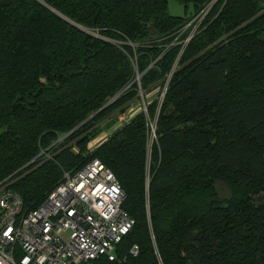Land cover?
<instances>
[{
	"label": "trees",
	"instance_id": "trees-1",
	"mask_svg": "<svg viewBox=\"0 0 264 264\" xmlns=\"http://www.w3.org/2000/svg\"><path fill=\"white\" fill-rule=\"evenodd\" d=\"M176 1L0 0V182L35 208L97 157L135 220L82 264H264V0ZM169 74L152 148L139 112L87 150Z\"/></svg>",
	"mask_w": 264,
	"mask_h": 264
},
{
	"label": "built area",
	"instance_id": "built-area-1",
	"mask_svg": "<svg viewBox=\"0 0 264 264\" xmlns=\"http://www.w3.org/2000/svg\"><path fill=\"white\" fill-rule=\"evenodd\" d=\"M210 8L211 5L196 18L184 45L195 35ZM170 77L171 74L159 86L163 88L160 102ZM142 94L143 91L140 97ZM143 102L139 112L149 117V104ZM160 109L161 104L157 115ZM135 115H120L118 120L124 124ZM157 115L154 120L149 117L150 138H156ZM98 145L89 150H96ZM42 155L49 158L48 150L41 151L36 159ZM6 180L0 182V264H82L101 256L116 260L118 244L135 224L123 208L126 196L116 174L100 158L64 171L57 186L35 208H26L22 196ZM139 250L134 244L129 254L136 256Z\"/></svg>",
	"mask_w": 264,
	"mask_h": 264
},
{
	"label": "rangeland",
	"instance_id": "rangeland-1",
	"mask_svg": "<svg viewBox=\"0 0 264 264\" xmlns=\"http://www.w3.org/2000/svg\"><path fill=\"white\" fill-rule=\"evenodd\" d=\"M189 11H193V6H190L189 8ZM169 12L172 14V15H184L185 13V7L183 4H181L180 2L176 1V0H170V3H169ZM192 33V31H191ZM141 78V72L138 70L137 68V72H136V78L135 80H140ZM163 89V88H162ZM162 89L161 87H152V88H148L146 92H144V94H142V96L138 99V100H135L131 103L130 107L127 109V112L126 114L128 115V117L130 115H134V114H137V112L143 110V106H144V102L145 101L146 103H150L154 100L160 102V97H161V94H162ZM163 103H164V99L161 100L160 104H161V107L163 106ZM160 104L158 103V107L160 106ZM125 115V114H123ZM120 116V115H119ZM119 116H118V119H119ZM117 117H116V121L119 123V124H123L120 122V120H118ZM111 128V127H110ZM108 128V130L110 129ZM107 128L106 130H104L102 133L99 134V138L97 141H94L91 140L88 145H87V150H89V148L95 146V145H98L99 142H101L102 140H107L105 139L107 136L109 137V134L110 132H107L108 131ZM97 138V137H96ZM154 137L153 135H151V138H150V148H152V142L154 141ZM101 144V143H100ZM99 144V145H100ZM152 144V145H151ZM98 145V146H99ZM54 146V145H52ZM48 149H43L41 150L42 152L45 151L47 152ZM79 148L78 146H74V151L75 152H79ZM90 151V150H89ZM48 154H49V158H44V159H52L51 158V155H50V152L48 151Z\"/></svg>",
	"mask_w": 264,
	"mask_h": 264
},
{
	"label": "crops",
	"instance_id": "crops-1",
	"mask_svg": "<svg viewBox=\"0 0 264 264\" xmlns=\"http://www.w3.org/2000/svg\"><path fill=\"white\" fill-rule=\"evenodd\" d=\"M122 126V124H119L117 121L114 125H112V127L107 131V132H110L109 135H111L113 132H115L117 129H119L120 127ZM104 131V130H103ZM102 131V132H103Z\"/></svg>",
	"mask_w": 264,
	"mask_h": 264
},
{
	"label": "water",
	"instance_id": "water-1",
	"mask_svg": "<svg viewBox=\"0 0 264 264\" xmlns=\"http://www.w3.org/2000/svg\"><path fill=\"white\" fill-rule=\"evenodd\" d=\"M42 2V0H40ZM111 102V101H110Z\"/></svg>",
	"mask_w": 264,
	"mask_h": 264
}]
</instances>
